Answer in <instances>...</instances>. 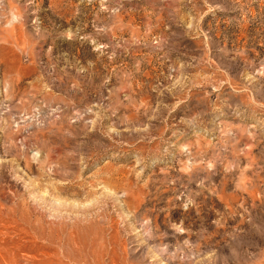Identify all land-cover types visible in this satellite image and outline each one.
<instances>
[{
	"label": "rangeland",
	"instance_id": "374dc122",
	"mask_svg": "<svg viewBox=\"0 0 264 264\" xmlns=\"http://www.w3.org/2000/svg\"><path fill=\"white\" fill-rule=\"evenodd\" d=\"M0 264H264V0H0Z\"/></svg>",
	"mask_w": 264,
	"mask_h": 264
}]
</instances>
